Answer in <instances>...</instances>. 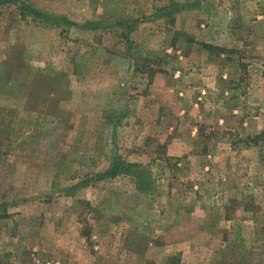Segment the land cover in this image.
Returning <instances> with one entry per match:
<instances>
[{"label":"rangeland","instance_id":"obj_1","mask_svg":"<svg viewBox=\"0 0 264 264\" xmlns=\"http://www.w3.org/2000/svg\"><path fill=\"white\" fill-rule=\"evenodd\" d=\"M0 264H264V0H0Z\"/></svg>","mask_w":264,"mask_h":264}]
</instances>
